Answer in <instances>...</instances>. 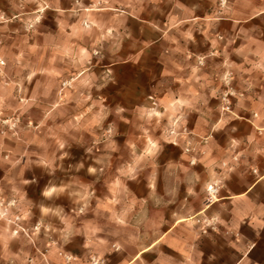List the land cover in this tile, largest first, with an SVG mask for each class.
<instances>
[{
	"label": "crops",
	"instance_id": "crops-1",
	"mask_svg": "<svg viewBox=\"0 0 264 264\" xmlns=\"http://www.w3.org/2000/svg\"><path fill=\"white\" fill-rule=\"evenodd\" d=\"M88 3L78 11L79 24L87 20L88 79L96 84L102 67L104 91L117 88L138 115L150 96L158 103L151 139L135 146L152 150L147 189L136 192L134 212L109 191L95 196L84 227L92 232L78 244L63 237L68 227L56 247L0 238V264H264V0ZM1 5L15 16V0ZM177 118L183 132L168 135ZM112 226L135 234L113 240Z\"/></svg>",
	"mask_w": 264,
	"mask_h": 264
},
{
	"label": "rangeland",
	"instance_id": "rangeland-1",
	"mask_svg": "<svg viewBox=\"0 0 264 264\" xmlns=\"http://www.w3.org/2000/svg\"><path fill=\"white\" fill-rule=\"evenodd\" d=\"M91 6L88 0H15V16L0 6L1 239H48L56 247L68 227L63 237L78 244L92 232L84 227L95 196L109 191L111 202L133 203L134 212L136 192L147 189L141 179L150 173L152 150L135 146L151 139L158 103L150 96L138 115L114 95L117 88L104 91L102 67L96 84L88 79L87 20L81 26L78 11ZM179 126L172 119L166 133L183 132ZM199 217L192 220L206 234ZM106 232L113 240L135 234L114 226ZM144 233L151 238L152 231Z\"/></svg>",
	"mask_w": 264,
	"mask_h": 264
},
{
	"label": "built area",
	"instance_id": "built-area-1",
	"mask_svg": "<svg viewBox=\"0 0 264 264\" xmlns=\"http://www.w3.org/2000/svg\"><path fill=\"white\" fill-rule=\"evenodd\" d=\"M228 95H229V93L227 94V95H225V97H224V100H225V108L226 109H229L230 108V100H228L226 97H228ZM190 149H187V151H189ZM219 188H220V186L218 185V183H214V184H212V185H210V186H208V188H207V190H208V192H209V194H210V198H214V196L218 193V191H219ZM197 222L198 223H203V228H202V230L204 231V232H207V229H206V227L209 225L208 223H206V221L204 220V221H202L200 218H198L197 219Z\"/></svg>",
	"mask_w": 264,
	"mask_h": 264
}]
</instances>
